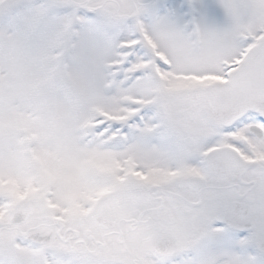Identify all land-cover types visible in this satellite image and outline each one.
<instances>
[{
  "label": "snow or ice",
  "instance_id": "snow-or-ice-1",
  "mask_svg": "<svg viewBox=\"0 0 264 264\" xmlns=\"http://www.w3.org/2000/svg\"><path fill=\"white\" fill-rule=\"evenodd\" d=\"M0 264H264V0H0Z\"/></svg>",
  "mask_w": 264,
  "mask_h": 264
}]
</instances>
